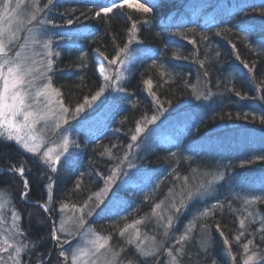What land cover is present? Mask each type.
Masks as SVG:
<instances>
[{"label": "trees", "instance_id": "obj_1", "mask_svg": "<svg viewBox=\"0 0 264 264\" xmlns=\"http://www.w3.org/2000/svg\"><path fill=\"white\" fill-rule=\"evenodd\" d=\"M130 1L147 3L153 11L142 13L126 3L121 6L122 0H116L117 7L99 18L95 12L110 6L109 0H53L44 11L47 20L52 21L48 24L54 62L50 82L60 90L59 98L69 109L68 152L56 164L55 172L50 169L48 177L40 178L36 165L16 145L0 140V191L10 194L18 205L16 210L30 242H39L45 231L49 236L52 219L44 217L41 227L37 225L39 218L37 222L26 219L25 211L43 205L47 216L54 218L61 205H75L84 207V216L94 231L110 237L118 257L136 263L139 261L136 255L125 257L132 246L118 235L119 229L131 219H141L142 231H149L150 226L154 230L167 216L169 206L178 205L182 199L187 207L192 205L196 200L188 202L187 192L212 174L213 167L205 160L187 161L176 156V151L202 153L198 142L203 138L210 143L205 147L216 151L232 145L234 136H239L233 132H250L260 146L242 147L245 149L234 156L227 169L238 173L253 189L264 191V159H258L264 157L261 144H264V54L251 47L264 43V15H261L264 0ZM47 2L39 0V6ZM68 19L74 23L68 25ZM134 21L136 29L132 32ZM65 33H71L70 37ZM133 35L135 39L128 44ZM126 44L132 59L121 64L124 54L117 57V53ZM114 58L117 63H109ZM119 73L123 78L116 81ZM227 73H232L233 78L226 77ZM105 76H111V80L106 81ZM147 80L152 81L151 89L145 83ZM102 87L106 99L97 106L91 97ZM78 105H84L79 113ZM99 113L98 119L84 123ZM179 116L189 118L176 129L169 128L176 130L171 142L153 136L154 126L160 128L165 122L169 126ZM137 124L144 127V145L136 149L132 136L136 135ZM219 126L226 128L214 131ZM19 166L26 171L24 200L20 197L21 182L12 174ZM117 168L118 172L130 169L139 180L138 187L162 178V188L131 215L119 216L117 208L111 206L100 209L99 216H94L95 195L103 188L105 178ZM128 199L138 200L135 194ZM157 204L160 208L152 215L150 208ZM257 207L260 221L250 223L249 233L239 240L236 216L228 208L214 210L185 244L170 243L168 231L162 237L152 230L151 236L164 243V249L171 250L174 264H243L252 252L258 257L254 264H264V200ZM89 211L91 215L87 214ZM186 213L184 210L180 219ZM248 236L253 243L245 253ZM45 239L44 246L51 247V240L47 236ZM48 262L45 259L38 264Z\"/></svg>", "mask_w": 264, "mask_h": 264}, {"label": "rangeland", "instance_id": "obj_2", "mask_svg": "<svg viewBox=\"0 0 264 264\" xmlns=\"http://www.w3.org/2000/svg\"><path fill=\"white\" fill-rule=\"evenodd\" d=\"M18 2L21 0H12L11 6L14 8ZM135 4L134 1H130ZM0 13L3 12V3L4 0L0 2ZM32 0H22L21 2V11L27 13L32 11L31 8ZM46 4V3H45ZM44 4V5H45ZM43 6H39L41 9H44L42 12H37V19L47 21V17L44 14V11L47 9ZM20 20H23V24L19 27L18 30L15 31V41L11 45H9L10 33L4 37V44L11 48V51L8 52L9 56H15L16 52L21 53V59H25L27 61V67L31 69V74L25 77L26 80L33 81V87L31 89L27 88L25 85V89L28 90L32 95H35V92L38 89H42L44 84L49 83V77L51 70L47 67L48 60L52 58V49L51 45L48 48L43 47V41L50 39L52 35L50 33V28H48V24L39 25L37 22L28 23V16L21 15L19 16ZM0 27L9 29V25L4 21H0ZM31 28L33 31L29 32L28 29ZM46 29V32L42 30ZM33 38L41 41V43H33ZM24 45L25 47H21ZM254 51H258L264 54V43H258L251 45ZM51 53V55H49ZM52 67V65H51ZM7 71V69H5ZM120 74V73H119ZM229 79L233 78L232 73L225 74ZM227 79L226 81H228ZM0 85H2V81H0ZM51 95V94H50ZM105 91L102 95L96 100L92 101L95 105L100 106V104L106 99ZM51 99L53 103L51 105H47V98L41 96L39 98V108L40 110H45V106L51 108L53 112L56 114V118H58V122L61 125V129L65 130L63 135H61V129H56L53 131L55 123L57 119L49 117L48 121H40L36 124L35 128L31 131V134L36 135L38 137H42V146L41 153L34 154L28 152L24 147L16 140V139H8L7 132L4 129H0V132H4V135H0V140L3 142H11L18 147L20 152L27 157L33 164L37 167V173L40 178L44 176L48 177L50 172V165L45 163L44 160L41 159V156L44 151L51 148L52 151L49 154L51 158L54 160L56 155L61 154L62 152V139L63 136L66 135L68 140L70 138V134L68 132L69 128L67 124H65V120H67L68 113H63L59 107V101L61 99L59 96L51 95ZM29 103H32V100L29 99ZM91 102V104H92ZM65 106V105H64ZM99 114L93 115L88 121L84 123L87 125L93 120L98 119ZM189 116H179L172 123L167 126L166 122L161 125V127L167 126L166 128H157L154 126L151 130L153 136L159 137L162 142H171L172 141V131L169 128L173 126L174 129L182 125L184 122L188 120ZM17 120H22V117H17ZM143 131L137 135V140L133 141L136 149L138 147H142L143 144ZM226 127L219 126L214 131H220V129H224ZM231 130V129H229ZM146 132V131H145ZM26 133H29V129L25 128L20 133L22 136ZM217 135L222 134L223 132H216ZM234 134L238 133V137L234 136L233 143L231 141V146H225L224 148H220L218 150H210L209 147H205V144L210 145L208 140L202 139L198 142L201 147L202 153L196 152L187 154V152L179 151L175 153L176 156L181 157L184 160H192L194 159H203L207 163H209L213 167L212 174H208V179H212L213 175L218 173H223L224 179L218 180L214 182L213 189L210 194L205 195L200 198L201 202L196 198L192 205L187 207H183L179 213H176L175 209L172 206H169L170 212H167V216H164L159 225H155L156 228L152 229L153 226L148 227L149 231L141 230L140 224L142 222L141 219H131L125 226H123L118 231V235H120L125 241L132 246V251L129 254H125V257L130 258L132 255H136L139 261L135 263V261L131 262L126 261L117 256V253L111 247L110 241L108 240L107 245L104 249H101L99 253L93 255V246L90 243L95 236L92 234L97 233L100 237H108L106 235H102L92 229V227L87 223V217L84 216V207H73L67 206L63 211L61 208L59 209V214L57 217L47 216V208L44 206H40L37 209H29L25 211L26 219H32L34 222L38 220L37 225L43 227L45 223L43 218L50 217L52 220L50 221V231L49 236L46 234L40 237V241L38 242H30L27 240L28 232L25 227H23L20 222L19 213L16 210L15 200L11 198L10 194L6 192L0 191V205H3L2 211H0V247L4 246L5 239H8L9 244H13L18 242L20 239H24L25 243L30 244V250L21 253V264H28L33 261L38 264L43 260H49L48 264H73L71 260L72 251L77 250L78 260L76 264H157L159 261H162V264H174L175 257L171 254L169 255V249H164L165 244L155 239V237L151 233L154 231L158 232L157 235H161L163 237L166 232H169L170 243L176 242L178 244H185L193 239L194 234L196 232L197 226L201 224L214 210L228 208L232 213L235 214L238 227L239 234L243 232L244 234L249 233V224L260 221V213L258 212L257 204L260 201L264 200V191L255 190L251 187L250 183L244 181L236 172H230L227 167H229L234 162V156L241 152L243 149L248 148H256L259 147L260 144H257V140L254 135L250 132H244L243 130H238V132H233ZM213 137H218L216 135H212ZM251 141H250V140ZM255 140V141H254ZM141 141V142H140ZM264 145L263 143H261ZM69 147V144H68ZM245 147V148H242ZM61 155V158L65 155ZM192 158V159H191ZM56 166V165H55ZM21 166L17 167L16 170L12 171L14 174V178L17 182H21V200L25 198L22 195V192L26 191L25 188V169L23 175L20 174L19 169ZM130 169H126L122 172H118L114 178L113 182L107 183L104 182L103 188L97 193L100 194L102 190L107 188V193L104 195H99V200L97 199V194L95 195V200L99 203V207H97L96 211H94V216H99L100 209L103 210L104 207L117 208L119 212V216H127L133 214L135 211L144 207L146 205V201H149L153 198L154 194L157 190H161L162 188V178L156 179L154 182H147L145 185L139 186V180L134 176V173L129 171ZM112 175V174H111ZM13 178V179H14ZM206 180V181H207ZM14 185V184H13ZM135 190V192L133 191ZM162 192L166 193L165 190ZM178 192V191H177ZM175 192L174 195L177 193ZM132 194H135L138 200L130 201ZM165 195V194H164ZM256 197H260L261 199L255 200V203L245 204V199L253 200ZM49 198V197H48ZM175 199V196L173 197ZM102 201V202H101ZM186 202V201H185ZM176 205V204H175ZM18 206V205H17ZM180 206V203L177 205ZM83 209V212L80 211ZM156 206H151L150 212L153 215L156 210ZM184 210H186V215L184 219H180L184 214ZM205 210L208 211V215H201ZM162 210L160 209V212ZM15 212L16 216L19 218H15L12 213ZM142 211V213H144ZM255 213V218L249 217L248 213ZM145 214V213H144ZM49 215V214H48ZM83 215V219L85 221L84 227H80L79 219ZM172 218V223L169 226L168 218ZM245 221V226L243 229L240 227V221ZM137 221L139 223H137ZM61 223H64L65 230L63 232L56 231L59 229ZM129 226V227H126ZM154 226V227H155ZM19 230L22 232V237H15V239H9L14 237V233ZM124 231V234L121 235V231ZM153 230V231H152ZM56 233L57 236L61 238L63 243V250L68 256V259L65 260L64 257L59 255L60 253V244H58L57 240L53 238V233ZM203 237L204 232H202ZM46 236L51 240V247H45L44 244L46 242ZM184 237L183 240L180 238ZM203 238L202 236H200ZM159 238V237H158ZM161 239V237L159 238ZM246 241H249V236L245 238ZM228 247V246H227ZM11 251V250H10ZM83 253L81 255L80 253ZM142 253H149L150 255H143ZM7 253L0 251V257L6 256ZM26 256L23 261V256ZM246 258V257H245ZM257 262V259L255 260Z\"/></svg>", "mask_w": 264, "mask_h": 264}, {"label": "snow or ice", "instance_id": "obj_3", "mask_svg": "<svg viewBox=\"0 0 264 264\" xmlns=\"http://www.w3.org/2000/svg\"><path fill=\"white\" fill-rule=\"evenodd\" d=\"M12 0H4L3 3V12L0 13V21H4L7 23L10 27L9 29H5L0 27V81H2V85H0V129H4L7 132V138L8 139H16L23 147L30 153L34 154H40L41 153V146H42V137H38L36 135L31 134V131L35 128L36 124L40 121H45V123L48 121L49 117H52L54 119H57V122L55 123L53 131L55 132L56 129H61V125L58 122V118H56V114L53 112V110L47 105H51L53 103L51 99V95L60 96V90L53 88L52 84L49 83L44 84L42 89H38L35 92V95H32L28 90L25 89V85H27L28 89H31L33 87V81L32 80H26L25 77L29 74H31V69L27 67V61L25 59H21V53L16 52L15 56H9L8 52L11 51V48L6 46L4 44V37L10 33V39H9V45L14 43L15 41V31L19 29V27L24 23L23 20L19 19V16L21 15H27L28 16V23L37 22L39 25H45V24H51V20H38L37 19V12H42L44 9H41L39 7V0H32L31 8L32 11H29L27 13L21 11V2H18L14 8L11 6ZM53 3V0H48L47 4L44 5V8H48L49 5ZM126 3L129 7H134L137 9V11L142 13H150L153 11L152 7H149L147 3H131L130 0H122L121 6ZM110 6L107 7H100L98 11L95 12V16L99 18L101 14L107 15L113 11L115 7H117L116 0H109ZM85 13H81V16H84ZM261 15H264V12L261 13ZM77 20L79 17L76 18ZM74 21L72 19L67 20L68 25H72ZM136 29V22L134 21L131 26L132 32ZM29 32L33 31V29L29 28ZM43 32H46V29L42 30ZM71 33H65V36L70 37ZM135 39V36H130L128 40V44H131L133 40ZM204 39H207V37H204ZM33 43H41V41L33 38ZM52 41L50 39L43 41V47L48 48L51 45ZM195 43V41H193ZM21 47H25L24 45H21ZM235 45H233V48ZM124 54V59L120 60L119 62L121 64H125L126 62H129L132 57L129 56L128 53V46L125 45L124 48H120L119 52L117 53V57H119L120 54ZM59 55V53H56ZM51 55V53H49ZM103 56V53H101ZM104 59L107 60L108 57L104 56ZM54 62L52 60H48L47 67L49 70H51V65ZM109 63L115 64L117 63V59L111 60ZM201 66H203V61L200 62ZM245 68H248V65H244ZM7 69V71H5ZM251 71V69H249ZM206 74V73H205ZM123 78L122 74H118L116 77V81H119ZM105 80L109 81L111 80V76H105ZM115 83V82H113ZM145 83L149 85V89H151L152 81L147 80ZM105 91V88H101L98 92H96L95 95L91 97L92 101H96L102 93ZM51 94V95H50ZM153 97H155V93H152ZM239 95V93H237ZM41 96H44L47 98V105L45 106V110H40L39 108V98ZM200 97L198 96L197 99ZM29 99L32 100V103H29ZM159 104V100L156 101ZM59 107L63 113H68L69 109L64 106L62 101H59ZM84 105H78L76 108V112L79 113L83 111ZM17 117H22V120H17ZM156 117L153 116L152 120L155 121ZM65 124H67V120H65ZM29 129V133H26L25 135H21L20 133L23 131V129ZM65 130L61 129V135H63V132ZM143 131V128L140 127L139 124H137L136 127V133L139 134ZM0 135H4V132H0ZM132 140H137V135L132 136ZM68 144L69 140L66 135L63 136L62 139V152L61 154L56 155L55 159L53 160L51 156L49 155L52 151L51 148L47 149L43 152L41 159L44 160L45 163H48L51 167V171L55 172L57 168L55 165L60 162L61 155L68 152ZM131 147V145L129 146ZM109 152V155H111L110 150H106ZM258 159H264V157H258ZM19 172L21 175L24 173V169L20 168ZM118 173V168L114 169L112 172V175L105 178V182L110 183L114 181L115 176ZM185 181H187V177L184 178ZM224 179L223 173H218L216 175L212 176V179L204 181L201 180L200 183L192 190H189L187 192V201L190 202L193 199H196L198 197H203L205 195H208L211 193L213 189V185L215 181ZM25 184H27V181H25ZM77 187L79 188L80 185L77 184ZM107 193V188L102 190L100 194H97V199L99 200V195H104ZM22 195L26 196V193H22ZM91 199V197L89 198ZM261 199L260 197H256L253 200L245 199L244 203L252 204L255 203V200ZM102 202V201H101ZM186 206L185 200H181L180 206H177L173 204V208L175 209L176 213H179L183 207ZM75 205H73V208L75 209ZM85 207H87V204H85ZM96 207H99V203H97ZM3 205H0V211H2ZM65 208H67L66 204L61 205V210L63 211ZM156 208H160V205L157 204ZM81 212H83V209H80ZM88 215H91L92 212L89 211L87 213ZM12 215L15 218H19L16 216L15 212L12 213ZM201 215H208V211L205 210ZM249 217L255 218V213H248ZM137 223H139L137 221ZM172 223V218H168V224L169 226ZM79 225L80 227H84L85 221L83 219V215H81L79 219ZM245 226V221L242 219L240 221V227L243 229ZM129 227V226H126ZM217 229H219V225H217ZM65 230L64 223H61L59 229L56 231L63 232ZM264 230V229H262ZM95 236V239L90 241V243L93 246V255L96 253H99L101 249H104L107 245L108 240L110 237H100L97 233H92ZM124 234V231H121V235ZM22 232L17 230L14 233V237H11L9 239H15V237H22ZM221 236H223V232L220 233ZM244 233L241 232L239 236L236 237L237 240L240 239V236H243ZM53 238L57 240L58 244H60V253L59 255L61 257H64L65 260L68 259L67 254L63 250V243L61 238L56 235V233H53ZM181 240L184 239V237L180 238ZM225 244L228 243L227 239H225ZM253 241H248L247 244L244 245V251L245 253L249 250V245H251ZM11 250V251H10ZM30 250V244L25 243L24 239H20L18 242L9 244L8 239H5L4 246L0 247V251H3L7 253L6 256L0 257V264H21V253L26 252ZM179 251V250H178ZM83 255V253H80ZM143 255L147 256L150 255L149 253H142ZM169 255H171V250H169ZM257 253L252 252L251 255H247L246 258L243 261V264H254L255 260L257 259ZM233 259H235L233 257ZM71 260L73 264H76V261L78 260L77 250L72 251Z\"/></svg>", "mask_w": 264, "mask_h": 264}]
</instances>
